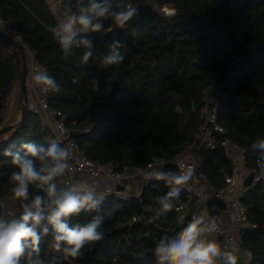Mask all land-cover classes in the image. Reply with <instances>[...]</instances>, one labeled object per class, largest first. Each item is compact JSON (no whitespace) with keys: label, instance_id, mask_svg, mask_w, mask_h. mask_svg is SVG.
Returning <instances> with one entry per match:
<instances>
[{"label":"trees","instance_id":"16d2710c","mask_svg":"<svg viewBox=\"0 0 264 264\" xmlns=\"http://www.w3.org/2000/svg\"><path fill=\"white\" fill-rule=\"evenodd\" d=\"M130 2L139 12L124 29L115 28L109 19L104 21L105 29L114 31L87 34L95 45L87 65L79 63L82 49L63 54L48 30L59 21L46 0H0V16L22 33L27 47L60 84L61 91L52 93L50 105L62 114L89 158L117 170L147 168L158 158L164 161L161 170L177 171L180 155L193 149L198 158L195 178L205 177L219 192L236 168L222 140L245 150L250 169L258 158L251 142L264 137V0ZM68 3L60 2L63 13ZM71 3L74 7L76 0ZM165 6L173 13H165ZM114 39L126 44L124 60L102 69L100 58ZM93 78L100 81L99 92L92 88ZM209 86L217 90L216 116L226 135L210 130L213 102H207L203 93ZM208 132L215 148L203 143ZM51 140L58 141L53 130L29 110L10 132L0 131L1 199L12 198L9 177L15 170L11 157L3 153L21 150L24 142ZM250 182L251 177L246 185ZM168 190L163 181L154 180L144 185L139 196H105L99 213L104 218L103 239L87 245L80 257L59 264H156V243L163 235L180 231L189 220L181 223L174 209L158 213L156 197ZM30 194L44 193L32 188ZM187 198L173 202L182 204ZM211 202L216 212L225 208L217 198ZM17 204L20 209L21 202ZM242 204L250 223L241 231L243 245L253 254L251 264H264V178L244 194ZM90 215L72 217L70 226L87 222ZM40 256L45 261L51 258L50 237L42 238Z\"/></svg>","mask_w":264,"mask_h":264},{"label":"clouds","instance_id":"9594fccd","mask_svg":"<svg viewBox=\"0 0 264 264\" xmlns=\"http://www.w3.org/2000/svg\"><path fill=\"white\" fill-rule=\"evenodd\" d=\"M139 9L130 0H71L65 5L63 19L48 30L59 43L65 56L74 49H82L79 63L87 65L93 58L95 45L87 34H107L115 29H105L104 21L111 19L115 28L124 29L138 15ZM2 23V22H0ZM9 31H11L9 29ZM132 35L136 36L135 29ZM126 44L114 39L107 45L108 51L100 58L99 67L106 69L123 62L122 49ZM33 85L47 95L61 91L60 84L46 69L34 71ZM75 82V81H74ZM93 90L100 91V81L91 80ZM250 148L258 154V163L264 167V137L251 142ZM18 151L6 150L11 157L14 171L9 177L11 196L20 201V211L11 216H0V264H59L60 260L76 259L83 249L103 239L100 215L105 195L96 181L71 178L63 184L58 179L73 171V159L67 144L57 140L48 143L24 142ZM179 171L158 169L142 170L146 180L163 181L168 191L156 197L158 213L171 211L173 200L180 198L182 188L193 179L194 170L184 164ZM35 188L43 195H31ZM3 201H0V207ZM82 212L90 215L87 222L69 221ZM219 231L214 218L194 215L191 221L175 234H165L156 243V264H238V257L231 251H222L213 235ZM50 237L52 256L45 261L40 256V242Z\"/></svg>","mask_w":264,"mask_h":264},{"label":"built area","instance_id":"2783aa9c","mask_svg":"<svg viewBox=\"0 0 264 264\" xmlns=\"http://www.w3.org/2000/svg\"><path fill=\"white\" fill-rule=\"evenodd\" d=\"M61 2V0H59ZM0 32L11 37L18 44L22 45L28 57L29 72L41 68L44 69L42 64L38 61L36 54L32 52L24 42V37L11 23L0 16ZM9 29L11 31H9ZM4 60L0 62V131H2L6 125L7 118L9 115L10 107L12 104L13 94V83L5 78L4 73ZM204 98L207 102H213V107L209 114V121L211 124V131L219 134L226 135V129L219 124L216 112L217 103L215 97L217 90L209 86L204 89ZM52 93L45 95L38 87L32 85L28 89V110L36 114H39L47 123V125L53 130L57 139L62 144H67L72 151L73 159L70 161L72 164L73 171L66 174L65 177L59 178L58 183L63 184L65 181H69L71 178L86 179V177H100L105 176L110 181V187L105 191L104 195H116L120 197H126L130 195H140L143 188L139 189L136 193H132L133 180L137 177H143L145 184L151 183L155 179L146 180L142 175V170H161V165L164 164L162 159L154 158L147 168L142 167H125L122 170H117L112 164H101L98 161L92 160L87 154L78 147L77 141L71 134L70 129L66 126L65 119L62 114L53 109L50 105V99ZM209 130V132H211ZM204 135L203 143H206L208 147L215 148V143L208 139V134ZM222 146L225 152L232 158L233 162L237 165L246 164L248 155L245 150L236 144H233L229 139L225 138L222 140ZM197 158L194 156L193 149H189L183 152L177 161V171H179V165L184 164L186 167H191L194 170L193 179L189 182V185L182 188L180 198L191 196L196 199L199 203L200 209L195 212H190L189 207L186 203L177 204L173 202V209L176 211L179 221L182 223L189 217L188 223L191 221L194 215H202L201 208L204 207L207 201V195L205 187L200 182H195L194 177L197 171ZM236 167V165H235ZM235 173L226 178V189L214 192L212 198L221 200L228 212V223L226 225L220 222V214L213 213L207 214V216L215 219L219 231L213 235L216 239H222V245L224 250L231 251L237 254L240 259V264H251L253 254L250 249L243 245V239L241 231L244 228L250 227L249 219L247 216L246 208L242 204V197L244 194L257 183L264 178V167H261L258 163V158L255 161L254 167L249 169V177H251V184H243L241 191L236 192L237 177ZM135 221L139 218H134Z\"/></svg>","mask_w":264,"mask_h":264},{"label":"crops","instance_id":"0c3cea01","mask_svg":"<svg viewBox=\"0 0 264 264\" xmlns=\"http://www.w3.org/2000/svg\"><path fill=\"white\" fill-rule=\"evenodd\" d=\"M47 3L49 4L51 10L55 11V9L58 12H62L61 7H60V2L59 0H46ZM55 9H54V8ZM55 14V13H54ZM56 16V14H55ZM57 18V16H56ZM2 59L4 60V73H5V78L13 83V94H12V104L10 107L9 115L7 118V122L4 128L8 126H15L17 125L21 118H22V105H23V89H22V74H23V68H22V59L18 51L12 47L9 43L0 40V62ZM32 73L28 72V77H27V86L28 89L33 85L32 81ZM45 121V120H44ZM46 123V122H45ZM47 124V123H46ZM198 161V158L196 162ZM237 169H236V177H237V185H236V192L239 193L241 191V188L244 183H246L247 179L249 178V167L247 164H235ZM63 178V177H61ZM60 178V179H61ZM86 180L89 181H96L98 182L103 190V193L110 187V181L107 177L105 176H100V177H86ZM195 182H200L204 185L205 187V192L207 195V201L204 207L201 208V213L202 215H207V214H212V213H219L220 216V222L224 225L228 223V212L226 208L222 210H217L216 206L212 205L211 200H212V195L215 192L211 186V184L207 181L205 177H200L199 179L194 177ZM133 190L132 193H136L139 189L143 188L145 185L143 177H137L136 179L133 180ZM227 187V184H226ZM226 187L224 189H226ZM223 189V190H224ZM222 191V190H221ZM1 201H3V206H2V213L1 216H11L13 213L18 214L20 209L18 207L17 201L14 200L11 197H5L2 198ZM188 205L189 211L195 212L200 209L199 203L196 199L192 198L191 196H188L187 201L184 202ZM217 241V243L221 246L222 244V239H216L212 237Z\"/></svg>","mask_w":264,"mask_h":264},{"label":"water","instance_id":"95a60500","mask_svg":"<svg viewBox=\"0 0 264 264\" xmlns=\"http://www.w3.org/2000/svg\"><path fill=\"white\" fill-rule=\"evenodd\" d=\"M0 40H3L7 43H9L12 47H14L18 53L21 56L22 59V68H23V74H22V89H23V105H22V116L25 117V115L28 112V86H27V77L29 72V64H28V57L25 52V49L22 45L18 44L15 40H13L8 35L4 34L3 32H0ZM14 126H8L4 128L1 131V134H6L10 132ZM1 201V198H0ZM2 213V207H0V216Z\"/></svg>","mask_w":264,"mask_h":264},{"label":"rangeland","instance_id":"374dc122","mask_svg":"<svg viewBox=\"0 0 264 264\" xmlns=\"http://www.w3.org/2000/svg\"><path fill=\"white\" fill-rule=\"evenodd\" d=\"M53 8H54V7H53ZM168 8H169V7H166V6H165L162 10L165 11V13H167V14H168V13H170V14L173 13V11H172L171 9H168ZM54 9H55V8H54ZM54 13H55L56 16H57V20H58V21H60V20L63 19V14H62L61 12H58V11L55 9ZM170 14H169V15H170ZM28 64H29V62H28Z\"/></svg>","mask_w":264,"mask_h":264},{"label":"bare ground","instance_id":"6f19581e","mask_svg":"<svg viewBox=\"0 0 264 264\" xmlns=\"http://www.w3.org/2000/svg\"><path fill=\"white\" fill-rule=\"evenodd\" d=\"M169 9V8H168Z\"/></svg>","mask_w":264,"mask_h":264}]
</instances>
